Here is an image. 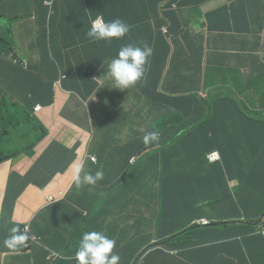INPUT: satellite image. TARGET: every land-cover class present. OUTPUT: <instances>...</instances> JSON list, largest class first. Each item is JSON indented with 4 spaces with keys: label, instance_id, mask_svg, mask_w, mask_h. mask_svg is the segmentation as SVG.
<instances>
[{
    "label": "crops",
    "instance_id": "1",
    "mask_svg": "<svg viewBox=\"0 0 264 264\" xmlns=\"http://www.w3.org/2000/svg\"><path fill=\"white\" fill-rule=\"evenodd\" d=\"M45 1L0 0V31L12 33L33 67L46 68L43 81L66 75L55 86L53 104L40 112L50 133L36 147V157L19 166L32 172L46 149L58 143L52 153L62 156L58 172L48 178L47 169L26 187L14 225L0 236V264H77L75 252L88 231H102L116 240L120 264L144 252V264H264V234L254 226L191 225L194 217L220 222L250 216L255 221L264 213V157L258 153L263 148L255 144L264 136V123L253 120L249 108L253 100L264 117V77L249 73L264 66V0H108L117 13L101 14L103 19L119 18L130 26L124 38L110 44L87 37L97 15L92 11L87 10L91 17L81 16L74 23L82 0H51L50 8ZM34 12L36 20L7 27L15 16ZM43 19L44 27L37 22ZM68 28V43L61 46ZM129 43H147L152 55L142 82L127 90L136 107L126 113L113 102L119 91L106 86L103 73L119 48ZM57 51L63 64H50ZM91 66L98 71V81L90 78ZM232 67L249 74L222 83L221 98L207 93L201 97L204 86L217 96V77ZM69 72L79 79L75 91L64 83ZM247 86H252L249 104L241 96ZM158 93L189 101L180 109L181 121H170L174 111L166 101L159 104ZM229 94L236 97L226 98ZM201 98L210 104L199 102ZM117 111L120 117L111 126H128L112 133L122 142L111 149L122 147L134 131L130 143L121 155L104 156V178L94 186L71 185L78 164L88 172L97 163L96 156V161L87 158L88 152L94 154L89 149L97 136L95 122ZM162 114L164 121L154 126ZM150 131L159 134V141L145 144L143 137ZM212 150L218 151L220 161L207 159ZM144 151L153 154L149 162L160 165L153 178L141 176L138 167L124 169V159ZM36 180L47 182L39 186ZM68 187L65 200L46 204V194ZM25 224L31 226L29 234L40 238L31 243L30 253L20 254L4 241L12 228L21 230ZM51 252L58 259L52 260Z\"/></svg>",
    "mask_w": 264,
    "mask_h": 264
},
{
    "label": "trees",
    "instance_id": "2",
    "mask_svg": "<svg viewBox=\"0 0 264 264\" xmlns=\"http://www.w3.org/2000/svg\"><path fill=\"white\" fill-rule=\"evenodd\" d=\"M82 8L78 9L80 15H73L72 19L74 23H76L81 16L91 17L92 14L89 11H92L94 14H104L105 16H112L117 13L115 8L109 5L108 0H82ZM92 23L93 22H91V26ZM68 30L69 28L67 29L66 41L61 46L68 43ZM77 42H83V40H78ZM87 60L88 59L85 58L83 61V66L85 67H87ZM48 62L56 65L63 64V61L58 57V51L54 61L49 59ZM259 72L261 74L258 75V77H264V69ZM44 73H46V68L44 67L33 68L31 66L30 70H23L6 61L0 60V168L6 167V169L9 170L8 173L6 170H0V188L4 183H6L4 193L0 194V236L6 229L11 228L14 225L16 220V209L22 197L26 194L28 190L26 187L31 180L35 179V176H40L45 173L47 169L51 170L48 178L53 176L56 172H58L56 171L58 169L56 165L62 158L61 155L55 157L52 154L54 146L58 144L53 143L51 147L47 148L46 151L39 157L32 172H28L22 167H19L22 163L29 162L36 157V147L44 140L47 133H50V128L46 125L44 120L33 114L34 105L40 102V99L45 101L43 102L44 104L51 102L49 100L50 94H53L55 86L59 83L60 79L66 76L63 73L60 78L46 81L45 83L43 81ZM74 78L76 79V82L72 84V82L75 81ZM90 78L98 81V71H93L92 66ZM159 78L160 77L156 72L157 82L159 81ZM231 78H243V74L239 71L232 70ZM78 82L79 79L73 72L67 73V79L64 83H66L70 90L75 91ZM31 87L36 88L38 92L37 97H35L31 92ZM72 94L79 102L83 103L85 101V99L79 94ZM166 98L167 95L158 93L159 104H163V102L166 101V103L170 106V112L176 110L180 111L181 108L189 104V101L187 100L183 102L181 96H176L172 100ZM113 102L123 105L126 113L132 112L136 107V101L135 99L129 97L127 89L123 92L119 91L117 97L113 99ZM199 102H203L208 105L210 104L209 100H204L203 98H201ZM60 116L69 120L63 114H60ZM119 117L120 111H117L115 115L99 122H95V125L98 128L97 136L95 138V144H92L89 149L95 155L90 152H88L89 154L87 155V158L89 159L91 155L97 157V163L88 171L93 175L97 171H101L100 161L104 158V156L110 155L115 158L119 154L121 155V153L125 151L123 150L124 147L131 141L134 131H132V134L125 139V142L127 143H125L122 147L111 149L118 146L122 142L120 139L113 137L112 133L119 128L128 126H111L112 122L117 121ZM171 118H174L175 121H181L182 119L181 116H174L173 113L170 115V121ZM109 134L111 135L107 140ZM148 152L149 151H144L140 154L128 156L124 159V169L134 171L138 167L137 170H139L138 173H141V176L146 175L150 178L155 177L160 172V165L157 164V161L149 162L148 157L153 156V154L150 153L146 156ZM72 153L73 158L75 156V149L72 150ZM96 157L94 161H96ZM134 164L135 166L131 167ZM66 166L67 165H64L59 172H63ZM36 182L40 184L39 186H44L47 181L40 182L36 180ZM70 184L72 185L73 181H71ZM128 186H130L129 183ZM68 190L69 187L66 190L58 191L56 194H46V204L65 200ZM20 232L26 235L28 240L25 242L24 246L18 248L19 252L20 254L30 253L31 243L39 241L40 237L29 234L31 232V226L29 224L23 225ZM257 232L261 233L260 229H257ZM110 238L115 240L112 237ZM114 252L119 254L117 247L114 248ZM144 254L145 252L137 254L128 264H144ZM49 257L52 260H56L59 255L55 252H51ZM73 264H76L74 260Z\"/></svg>",
    "mask_w": 264,
    "mask_h": 264
},
{
    "label": "clouds",
    "instance_id": "3",
    "mask_svg": "<svg viewBox=\"0 0 264 264\" xmlns=\"http://www.w3.org/2000/svg\"><path fill=\"white\" fill-rule=\"evenodd\" d=\"M46 6L51 7V0H46ZM34 18L36 20V13H32L30 16H15L12 23H8L7 27L26 19ZM41 26L46 25V19L37 21ZM130 26L122 19H115L106 22L101 14H97L93 20L92 26L87 32V37L94 41H103L105 43H111L113 39L124 38ZM165 29L166 31H164ZM162 30L167 33L166 27ZM11 37L14 44L8 45V38ZM43 46L46 47V36L43 38ZM152 55V48L147 43L134 44L129 43L119 48L116 55L108 62L107 67L103 73V76L107 80V87L123 92L135 87L138 83L142 82L145 73L147 71L148 59ZM0 60L6 61L16 67L23 70H30L32 65L31 60L25 55L23 50L17 45L12 33H5L0 31ZM34 68V67H33ZM264 66L259 70L249 72L253 74V77H258ZM239 71L246 77L248 72L233 69ZM228 71L223 72L226 74ZM222 74V75H223ZM232 79V78H231ZM31 92L35 97L38 96V92L35 87H31ZM49 100L51 102L44 104L42 99L36 103L33 108V114L38 118H41L40 112L43 108H46L54 102V92L50 94ZM42 119V118H41ZM144 143H154L159 141V134L157 132H147L143 137ZM216 151V150H212ZM209 151L208 153L212 152ZM218 153V151H216ZM207 153V155H208ZM208 159V157H207ZM209 160V159H208ZM221 156L218 153V158L211 162L220 161ZM210 161V160H209ZM83 173V174H81ZM104 178L103 171H97L94 175L83 170V164H78L75 167L72 181L77 188H82L85 185L94 186L97 181ZM263 218V220H262ZM264 213L258 220L248 221L246 219H239L233 221H218L212 222L204 217H194L191 221L192 226H222L227 224H249L250 226L258 227L260 232L263 233L264 229ZM216 223V224H215ZM28 237L20 232L18 228L11 229V235L4 241L5 245L11 249L16 250L24 246ZM116 246L115 240L111 239L102 231H88L84 232L79 240L77 250L75 252V260L77 264H120V256L114 252Z\"/></svg>",
    "mask_w": 264,
    "mask_h": 264
},
{
    "label": "rangeland",
    "instance_id": "4",
    "mask_svg": "<svg viewBox=\"0 0 264 264\" xmlns=\"http://www.w3.org/2000/svg\"><path fill=\"white\" fill-rule=\"evenodd\" d=\"M13 44H14V42H13L12 38L9 37V38H8V45H13ZM232 70H233V67L230 68L226 74H223V75L217 77V79H216V82H217V89H218V90H217V94H216L217 96L214 97V93H212V92H208L207 90H205V89H206V86H204V87H203V88H204L203 91L205 90L206 92L201 91V94L199 93L200 95H202L201 97H205V96H206V93H208L209 96H210L212 99H215V98H221V96H220L221 84H222V83H228V82L230 81ZM251 88H252V86H247L245 89H243V90L241 91V96L244 97V98L246 99V102H247V96L249 95V92H250V89H251ZM196 95H197V97H198V94H197V93H196ZM228 97H230V98H235L236 95L229 94V95L226 96V98H228ZM198 98H200V97H198ZM247 103H248V102H247ZM249 103H250V104H249ZM249 103H248V104H249V108H250V110L252 111V114H253V120L258 121V122H261V123H264V117L260 115L259 104L256 103V102H254L253 100H251ZM235 104H236V102L234 103V106H235ZM173 114H174V116H181L180 111H177V110L174 111ZM164 119H165V116L162 114L159 118H157V119L154 121V123H153L154 126H155L156 124H161V123L164 121ZM255 144L258 145L259 147H262V148H263L262 150H259L258 153L261 154V155L264 157V136H260L259 138H257ZM159 151H160V150H159ZM1 169H2V170H6L7 173L9 172V170L6 169V167H1L0 170H1ZM5 186H6V183H4V184L1 186V188H0V194H3V193H4ZM262 214H263V213H262ZM262 214H261V215H262ZM261 215H260L256 220H258V219L261 217ZM251 218H252V217H250V216H245V217H242V218H239V219H246V220H248V221H252ZM239 219H236V218H227V219H225L224 221H233V220H239ZM224 221H222V222H224ZM263 224H264V222H263ZM225 226H226V227H248V226H250V225H249V224H238V223H232V224H227V225H225ZM254 228H258V227H254Z\"/></svg>",
    "mask_w": 264,
    "mask_h": 264
},
{
    "label": "built area",
    "instance_id": "5",
    "mask_svg": "<svg viewBox=\"0 0 264 264\" xmlns=\"http://www.w3.org/2000/svg\"><path fill=\"white\" fill-rule=\"evenodd\" d=\"M163 30L166 31L165 29H163ZM207 157L210 161L216 160L218 158V153L216 151H212V152L208 153ZM90 159L94 161L95 156L91 155ZM263 233H264V229H263Z\"/></svg>",
    "mask_w": 264,
    "mask_h": 264
},
{
    "label": "water",
    "instance_id": "6",
    "mask_svg": "<svg viewBox=\"0 0 264 264\" xmlns=\"http://www.w3.org/2000/svg\"><path fill=\"white\" fill-rule=\"evenodd\" d=\"M262 220H263V218H262Z\"/></svg>",
    "mask_w": 264,
    "mask_h": 264
}]
</instances>
